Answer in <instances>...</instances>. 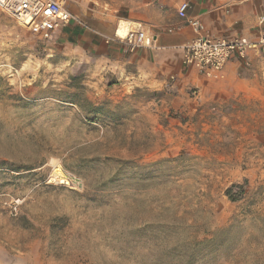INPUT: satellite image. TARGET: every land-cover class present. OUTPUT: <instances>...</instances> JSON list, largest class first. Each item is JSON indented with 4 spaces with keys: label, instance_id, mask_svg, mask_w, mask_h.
Instances as JSON below:
<instances>
[{
    "label": "rangeland",
    "instance_id": "1",
    "mask_svg": "<svg viewBox=\"0 0 264 264\" xmlns=\"http://www.w3.org/2000/svg\"><path fill=\"white\" fill-rule=\"evenodd\" d=\"M64 1L108 23L123 0ZM57 33L0 11V264H264V81L193 110Z\"/></svg>",
    "mask_w": 264,
    "mask_h": 264
},
{
    "label": "crops",
    "instance_id": "2",
    "mask_svg": "<svg viewBox=\"0 0 264 264\" xmlns=\"http://www.w3.org/2000/svg\"><path fill=\"white\" fill-rule=\"evenodd\" d=\"M182 3H188L187 14L201 20L214 38L256 41L264 30V22L259 23L264 17V0H123L117 20L107 23L74 15L83 25L72 22L60 29L57 37L82 50L84 57L104 63L106 76L124 86L196 88L193 98L184 92L188 108L193 110L215 97L258 93V84L264 81V55L254 51L247 53L248 65L231 59L219 79H207L192 68H183V46L195 34L177 16ZM137 24L150 45L130 51L116 32L121 26L133 30Z\"/></svg>",
    "mask_w": 264,
    "mask_h": 264
},
{
    "label": "built area",
    "instance_id": "3",
    "mask_svg": "<svg viewBox=\"0 0 264 264\" xmlns=\"http://www.w3.org/2000/svg\"><path fill=\"white\" fill-rule=\"evenodd\" d=\"M188 9V3H182L177 8V16L183 25L188 26L195 34L194 39L183 46L182 66L186 70L192 68L200 76L214 80L221 78L225 65L231 59L248 65L249 51L264 55V30L256 41H249L245 37L231 41L214 38L207 33L201 20L187 14ZM0 11L7 13L41 41L51 40L57 31L72 22L83 25L67 9L64 0H0ZM263 22L264 17H260L259 23ZM140 28V24H137L135 29L126 30L123 36L117 35V32L116 36L130 51L149 46L150 39Z\"/></svg>",
    "mask_w": 264,
    "mask_h": 264
},
{
    "label": "trees",
    "instance_id": "4",
    "mask_svg": "<svg viewBox=\"0 0 264 264\" xmlns=\"http://www.w3.org/2000/svg\"><path fill=\"white\" fill-rule=\"evenodd\" d=\"M82 102H84V104H86V106L90 107V109L88 110L89 113H92V114L94 113L96 115L102 114L101 106H92L90 103H88V99H86V98H83L81 101H76V105L82 106ZM81 108H83V107H81ZM94 120H97V117H95ZM238 189H240V187ZM227 192H228L227 194H229L231 192V188L228 189Z\"/></svg>",
    "mask_w": 264,
    "mask_h": 264
},
{
    "label": "bare ground",
    "instance_id": "5",
    "mask_svg": "<svg viewBox=\"0 0 264 264\" xmlns=\"http://www.w3.org/2000/svg\"><path fill=\"white\" fill-rule=\"evenodd\" d=\"M122 27L123 26L119 27V29L117 31V35H120V36H123L124 35V33H125L126 30H124ZM125 29H126V27H125Z\"/></svg>",
    "mask_w": 264,
    "mask_h": 264
}]
</instances>
